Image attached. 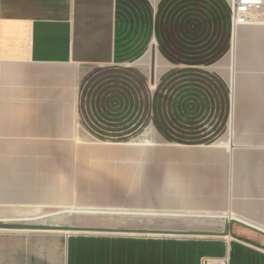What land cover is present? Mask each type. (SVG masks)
I'll list each match as a JSON object with an SVG mask.
<instances>
[{
	"label": "crops",
	"instance_id": "1",
	"mask_svg": "<svg viewBox=\"0 0 264 264\" xmlns=\"http://www.w3.org/2000/svg\"><path fill=\"white\" fill-rule=\"evenodd\" d=\"M215 42L224 53L200 69L228 89V115L212 144L169 146L152 125L111 144L85 126L139 115L153 52L155 88ZM104 67L125 75L92 87ZM2 174L13 213L0 220L109 231L0 230V264H264V22L233 29L228 0H0ZM229 221L263 234H184Z\"/></svg>",
	"mask_w": 264,
	"mask_h": 264
},
{
	"label": "trees",
	"instance_id": "2",
	"mask_svg": "<svg viewBox=\"0 0 264 264\" xmlns=\"http://www.w3.org/2000/svg\"><path fill=\"white\" fill-rule=\"evenodd\" d=\"M224 51L225 45H217L215 42V44L213 43L209 45V47L204 48V54L201 55V51H199L196 56L197 58L193 61L174 63L187 66L178 69L177 73L191 75L187 77H197L200 79H202L203 76H210L207 72L200 69V67L213 64ZM160 82L163 81L161 80ZM168 87L167 85L164 87L166 89H164L161 84H157L154 91L151 92L148 80H145V100L140 105V120L124 121V123H122L124 129L121 131L123 134L120 136L109 135L114 131H110V129L106 127L109 126V123H118L119 121H85L87 124H85V126L98 139L113 143H123L135 139L142 134L144 129L152 125L158 133L170 143L182 145L212 144L219 132H222L224 121H220L218 130L213 131L209 135H188V133H193L197 130L195 127L201 124V121H191L192 115L195 113H210L213 109V98L212 95L206 91L208 89L207 86H204L203 83H198V85H186L183 87L182 93L179 96L173 94V92H171V87ZM220 87H222L225 92V107L224 109L222 108V118H226L228 115V89L221 82ZM163 91L165 93H163ZM163 94L166 96L163 97ZM133 111L134 109L131 110V116L135 114Z\"/></svg>",
	"mask_w": 264,
	"mask_h": 264
},
{
	"label": "rangeland",
	"instance_id": "3",
	"mask_svg": "<svg viewBox=\"0 0 264 264\" xmlns=\"http://www.w3.org/2000/svg\"><path fill=\"white\" fill-rule=\"evenodd\" d=\"M262 23L264 22V14L262 16V19L260 20ZM203 28H201L199 30V32H201ZM204 34V33H203ZM205 40V39H204ZM198 48H202V47H198ZM205 48V47H204ZM197 49V48H195ZM233 53V52H232ZM159 68V67H158ZM216 69V66L214 67ZM213 68H209L210 72L207 71V73L210 76H203L202 79L200 78H190L187 76H191V75H186V74H182V73H177V74H173L172 76L166 77L164 78L162 81L163 82H158L159 80V76L164 73L165 71H169L170 69L165 66L162 65L159 69H158V73H157V84H161L162 88H164L165 86H169L168 88L171 87V92H173V94H176L177 96H179L182 93V89L183 87H185L186 85H198V83H203L204 86H207V92L210 93L212 95L213 98V109L209 112H205L204 114H193L191 117V121H201V124H199L197 127H195L197 130H195L193 133H188V135H198V136H206L211 134L213 131L218 130L219 128V123H220V119L223 116V111L221 109L222 105L221 101H222V91H221V87L218 85V80L217 77H215V73L212 70ZM97 69H95L93 71V73L96 71ZM111 73H114L111 75ZM145 73V77L146 79H149V70L147 69V71H144ZM168 73V72H167ZM123 74V75H122ZM101 78H98L100 76H102ZM125 73L123 71H121V69L119 70H113L110 67H104V68H100V72H97V74L93 77L94 81L96 82L95 85L92 84V87H100V82L102 80H104L105 77H119V79L121 78V76L124 77ZM128 75V74H127ZM126 75V76H127ZM130 78H128V81L131 82V86L134 85V87L136 88V90L131 89V93L132 95L135 97V92L138 90V76H136L135 74H130L129 75ZM190 78V79H189ZM162 79V78H160ZM154 87H151V91H153ZM166 89V88H164ZM169 90V89H168ZM181 90V92H180ZM166 92V90H165ZM163 91V93H165ZM163 97H165L166 95L163 94ZM220 102V103H219ZM220 106V107H219ZM136 115L135 118H133V121H139L140 120V116L137 115V111H135ZM139 119V120H138ZM122 123H124V121H119L118 123H109L108 129H110V131H114L113 133L111 132L109 135H113V136H120L123 134V132H121L124 129V126L122 125ZM145 133H149V135H153L155 136V134L157 133L154 128L152 126L147 127L146 129H144V131L142 132V134L139 136L142 137V135H144ZM159 141L164 142V140L158 138ZM111 144H116V143H111ZM169 144H176V143H170ZM182 145V144H180ZM117 164H119L118 161H115L114 165L116 166ZM132 177L131 178H123L121 174H114L112 181H114L115 186H121L123 185L124 187L127 188L126 184H129L130 187H132ZM136 181V180H135ZM13 184V175H5L2 174L0 175V215L1 214H8V213H13V186H9V184ZM5 186H4V185ZM115 196L121 197V190L116 191L115 192ZM44 212V211H43ZM0 218H4L3 215L0 216Z\"/></svg>",
	"mask_w": 264,
	"mask_h": 264
},
{
	"label": "water",
	"instance_id": "4",
	"mask_svg": "<svg viewBox=\"0 0 264 264\" xmlns=\"http://www.w3.org/2000/svg\"><path fill=\"white\" fill-rule=\"evenodd\" d=\"M155 53H152L151 56V62H150V77H149V83L150 86L153 87L155 85ZM131 143H127V145ZM169 146H179L178 144H168ZM238 224L241 226H244L254 232H257L259 234H263L257 229H254L250 226L244 225L242 223L236 222V221H229L226 222L223 228V231L221 233H184V234H192V235H205V236H220V237H226L229 235V231L232 225ZM0 230H48V231H63V232H106L109 230H103V229H92V228H86V227H72L70 225H55V224H45V223H11V222H5L0 221Z\"/></svg>",
	"mask_w": 264,
	"mask_h": 264
},
{
	"label": "built area",
	"instance_id": "5",
	"mask_svg": "<svg viewBox=\"0 0 264 264\" xmlns=\"http://www.w3.org/2000/svg\"><path fill=\"white\" fill-rule=\"evenodd\" d=\"M233 29L260 23L264 14V0H228ZM201 264H228L227 257L217 260L203 259Z\"/></svg>",
	"mask_w": 264,
	"mask_h": 264
},
{
	"label": "bare ground",
	"instance_id": "6",
	"mask_svg": "<svg viewBox=\"0 0 264 264\" xmlns=\"http://www.w3.org/2000/svg\"><path fill=\"white\" fill-rule=\"evenodd\" d=\"M233 46H232V52L234 51L235 48V40L233 38ZM148 139V133H145V135L143 137H141L138 141H146ZM3 221V220H0ZM5 222H11L13 223V220H4ZM33 223H45V224H54L52 220L50 219H44L43 221H37V222H33Z\"/></svg>",
	"mask_w": 264,
	"mask_h": 264
}]
</instances>
